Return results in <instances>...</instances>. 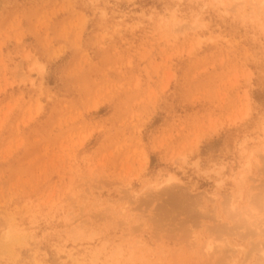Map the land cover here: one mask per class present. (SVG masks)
<instances>
[{
    "label": "rangeland",
    "instance_id": "1",
    "mask_svg": "<svg viewBox=\"0 0 264 264\" xmlns=\"http://www.w3.org/2000/svg\"><path fill=\"white\" fill-rule=\"evenodd\" d=\"M0 264H264V0H0Z\"/></svg>",
    "mask_w": 264,
    "mask_h": 264
},
{
    "label": "bare ground",
    "instance_id": "2",
    "mask_svg": "<svg viewBox=\"0 0 264 264\" xmlns=\"http://www.w3.org/2000/svg\"><path fill=\"white\" fill-rule=\"evenodd\" d=\"M244 176V175H243ZM176 178L177 177H174V176H170V177H168V178H166L167 180H166V183H168V185H170V184H172V182L174 181V180H176ZM174 183V182H173ZM176 183H174V185H175ZM177 186L179 187H181V185H179V183L177 184ZM169 187V186H168ZM177 187V188H178ZM176 201V200H175ZM11 225V224H10ZM9 232V231H8ZM11 233V232H10ZM12 235V234H11ZM8 238H10V236L8 237ZM3 239V238H2ZM6 239H7V237H6ZM7 242V241H6ZM3 244H4V241H3ZM2 245V244H1ZM5 245V244H4ZM81 263V262H80Z\"/></svg>",
    "mask_w": 264,
    "mask_h": 264
}]
</instances>
